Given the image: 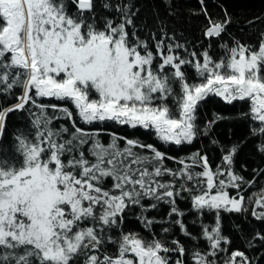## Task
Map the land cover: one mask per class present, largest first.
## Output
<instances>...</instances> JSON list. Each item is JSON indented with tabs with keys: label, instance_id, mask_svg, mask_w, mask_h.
Listing matches in <instances>:
<instances>
[{
	"label": "snow or ice",
	"instance_id": "1",
	"mask_svg": "<svg viewBox=\"0 0 264 264\" xmlns=\"http://www.w3.org/2000/svg\"><path fill=\"white\" fill-rule=\"evenodd\" d=\"M198 2L190 13L204 16L208 42L199 54L163 20L156 30L134 23L132 0H0V97L15 100H0V264H258L264 257V185L244 194L264 167L253 168L251 180L235 170L247 139L264 156V31L257 44L244 42L227 31V9L218 18ZM165 4L174 16L171 0ZM213 40L219 59L210 55ZM211 97L249 103L239 114L252 122L246 140L225 145L213 136L231 117L213 112L199 122L198 109ZM53 99L59 103L45 102ZM15 113L27 127L5 140ZM106 122L152 131L177 147L205 137L220 159L213 167L200 149L172 156L90 127ZM161 205L164 217L148 215ZM189 212L195 218L186 223ZM222 213L262 225L249 234L233 224L245 250L229 251ZM129 214L151 238L125 230ZM174 229L185 241H205L204 250L186 246Z\"/></svg>",
	"mask_w": 264,
	"mask_h": 264
},
{
	"label": "trees",
	"instance_id": "2",
	"mask_svg": "<svg viewBox=\"0 0 264 264\" xmlns=\"http://www.w3.org/2000/svg\"><path fill=\"white\" fill-rule=\"evenodd\" d=\"M136 8H139L137 16L134 18V23L142 24L146 23V26L152 30H156L157 19L163 20L167 24V30L171 34L173 32L177 33V39L182 43L187 42L190 48H194L199 54L200 51L207 47V40L201 34V26L205 22L203 15H191L190 10L199 11L200 4L198 0H171L172 9L175 10L174 16L168 15V7L165 4V0H132ZM205 7L208 12L214 17L222 18L224 13L222 9H227L228 15L232 19V23L228 26L227 31L231 33L232 36L242 39L244 42L250 44L258 43V35L260 31H264V0H205ZM256 17H261L262 20H255ZM255 20V23L249 24L248 21ZM179 33H183L180 36ZM141 37L145 36V32L141 31L139 33ZM157 38H159V33H157ZM224 40L231 43L228 37L225 36ZM201 41H203L201 43ZM210 55L214 59H219L223 55V51L218 48L217 41L213 40L212 48L210 50ZM185 71L188 72L189 77L192 75V70L185 67ZM0 100H3L0 97ZM14 98L3 100L4 106L14 103ZM45 102L59 103L53 100H46ZM71 108L72 106L69 105ZM249 109V103L244 102H234L229 105L224 102L219 97H211L206 102L202 103V106L198 109L199 122L203 123L205 116L211 119L212 113L216 112L221 115L231 117V119L222 120L217 123L213 129V136L218 138L221 143L225 145H230L233 142H240L246 140L249 134V129L252 126V122L247 119H241L239 114L246 112ZM23 113L11 114L8 120L5 140H7L11 133H13L18 128H26L27 124L22 119ZM79 123V121H77ZM67 123V121H63ZM84 127V125H80ZM92 128H101L105 133H116L119 136L128 137L130 139H139L145 144H153L161 151H166L172 156H187L191 152H195L200 149L202 153L206 152L209 155L210 163L215 167L216 162L220 159V152L212 146L208 139L201 137L196 140L192 145H184L177 147L175 145H165L161 141H158L156 136L152 131H146L142 128H131L127 125H119L114 122H106L102 125L94 124L90 126ZM110 137L105 134L101 136L102 142L108 143ZM256 140L247 139L243 147L238 152L235 158V170L241 175L245 176L247 179H252V169L257 167H264V156H260L256 153L254 144ZM123 142L121 141V144ZM169 167H174L171 161H168ZM241 165L247 167V171H244ZM264 185V177H257V183L252 188H249L245 193L246 197L249 193L258 191L259 186ZM147 203V201H145ZM179 206L182 209L190 208L188 202H179ZM167 206L161 205L159 211H153L148 213L149 216H155L158 219L164 217L167 212ZM138 211V210H136ZM195 216L192 212L184 218L185 222L194 219ZM204 222L208 224H213V215L206 214L204 216ZM242 224V228L245 233H251L253 228L260 229L262 225L260 222L255 221L250 216L248 221L244 222L239 214H227L222 213V232L224 235L229 236L232 240V245L229 251L239 248L244 249V243L239 238L238 234L233 229V224ZM160 225H155L153 231L159 235ZM125 230L139 232L141 235L151 238L148 233L142 228L140 223L135 219L133 214H129L125 221ZM189 230L193 234L199 233L200 229L189 224ZM174 233L177 238L181 239L182 242L186 243V246L191 248L199 247L204 250L205 241L202 239L197 243L193 244L191 241H185V238L179 236V230L174 229ZM111 247V246H109ZM250 255L256 256L257 252H251ZM190 264H195L191 261ZM258 264H264V257H261Z\"/></svg>",
	"mask_w": 264,
	"mask_h": 264
},
{
	"label": "flooded vegetation",
	"instance_id": "3",
	"mask_svg": "<svg viewBox=\"0 0 264 264\" xmlns=\"http://www.w3.org/2000/svg\"><path fill=\"white\" fill-rule=\"evenodd\" d=\"M245 194V196H246V193H244Z\"/></svg>",
	"mask_w": 264,
	"mask_h": 264
}]
</instances>
